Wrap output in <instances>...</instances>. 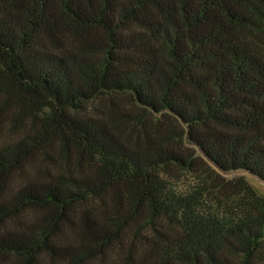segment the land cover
<instances>
[{
    "label": "trees",
    "instance_id": "obj_1",
    "mask_svg": "<svg viewBox=\"0 0 264 264\" xmlns=\"http://www.w3.org/2000/svg\"><path fill=\"white\" fill-rule=\"evenodd\" d=\"M0 254L264 264V0H0Z\"/></svg>",
    "mask_w": 264,
    "mask_h": 264
},
{
    "label": "rangeland",
    "instance_id": "obj_2",
    "mask_svg": "<svg viewBox=\"0 0 264 264\" xmlns=\"http://www.w3.org/2000/svg\"><path fill=\"white\" fill-rule=\"evenodd\" d=\"M1 133V132H0ZM2 140H10L9 137L6 134H2L1 136ZM0 139V140H1ZM225 178H233L236 176H244L246 177L249 182L253 185V187L259 192L264 194V184L258 181L255 177L251 176L250 174L246 172H231V173H222L220 172ZM0 264H12V258L7 255H1L0 254ZM34 264H51L47 262L46 258L43 255H37L36 261Z\"/></svg>",
    "mask_w": 264,
    "mask_h": 264
}]
</instances>
